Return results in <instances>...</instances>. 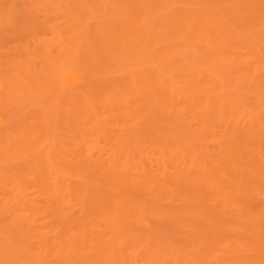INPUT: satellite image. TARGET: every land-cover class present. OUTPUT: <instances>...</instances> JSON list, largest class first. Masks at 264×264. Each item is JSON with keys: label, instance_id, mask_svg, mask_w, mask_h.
I'll list each match as a JSON object with an SVG mask.
<instances>
[{"label": "rangeland", "instance_id": "374dc122", "mask_svg": "<svg viewBox=\"0 0 264 264\" xmlns=\"http://www.w3.org/2000/svg\"><path fill=\"white\" fill-rule=\"evenodd\" d=\"M0 152L1 264H264V0H0Z\"/></svg>", "mask_w": 264, "mask_h": 264}, {"label": "bare ground", "instance_id": "6f19581e", "mask_svg": "<svg viewBox=\"0 0 264 264\" xmlns=\"http://www.w3.org/2000/svg\"><path fill=\"white\" fill-rule=\"evenodd\" d=\"M61 40H64V39H61ZM63 42H64V41H63ZM49 52H50V51H49ZM45 54H46V53H45ZM48 56H49V55H48ZM21 82H22V81H21ZM17 83H18V82H17ZM17 83H16V85H17ZM164 85H165V84H164ZM161 88H162V87H161ZM163 88H164V87H163ZM167 88H168V87H167ZM165 90H166V89H165ZM172 90H173V89H172ZM166 91H167V90H166ZM161 92H162V91H161ZM172 93H173V92H172ZM181 94H182V93H181ZM171 95H172V94H171ZM177 96H178V95H177ZM180 96H182V95H180ZM180 96H179V97H180ZM204 98H205V97H204ZM204 98H203V99H204ZM199 106H200V105H199ZM200 107H201V106H200ZM205 109H206V108H205ZM149 113H150V112H149ZM206 114H207V113H206ZM183 115H184V114H183ZM206 116H207V115H206ZM243 118H245V117H243ZM201 119H202V118H201ZM242 121H243V120H242ZM245 122L247 123V121H245ZM236 124H237V123H236ZM219 125H220V124H219ZM200 132H201V131H200ZM218 132H219V131H218ZM219 133H220V132H219ZM219 133H218V134H219ZM223 133H224V132H223ZM223 133H222V134H223ZM200 134H201V133H200ZM203 134H204V133H203ZM211 134H212V133H211ZM211 134H210V135H211ZM214 134H215V133H214ZM214 134H212V135H214ZM234 134H235V133H234ZM201 135H202V134H201ZM208 135H209V134H208ZM212 135H211V136H212ZM219 135H220V134H219ZM211 136H210V137H211ZM223 136H224V135H222V138H223ZM212 138H213V136H212ZM212 138H211V139H212ZM220 138H221V137H220ZM215 139H216V138H215ZM222 140H224V139H222ZM214 141H215V140H214ZM225 141H226V140H225ZM216 142H217V140H216ZM226 142H227V141H226ZM223 143H225V142H223ZM250 143H251V142H250ZM26 144H27V142H26ZM216 144H217V143H216ZM218 144H219V143H218ZM15 145H17V144H15ZM80 145H81V144H80ZM213 145H215V144H213ZM86 146H87V145H86ZM216 146H217V145H215V147H216ZM221 146H223V145H221ZM221 146H220V149L222 148ZM14 147H16V146H14ZM18 147H19V146H18ZM24 147H25V146H24ZM90 147H91V146H90ZM237 147H238V146H237ZM237 147H236V148H237ZM81 148H82V147H81ZM87 148H88V147H87ZM216 148H217V147H216ZM20 149H21V147H20ZM38 149H39V148H38ZM54 149H55V148H54ZM60 149H61V148H60ZM90 149H91V148H90ZM217 149H218V148H217ZM253 149H254V148H253ZM12 150H13V149H12ZM29 150H30V149H29ZM221 150H222V149H221ZM225 150H226V149H225ZM6 151H7V150H6ZM17 151H18V150H17ZM27 151H28V149H27ZM53 151H54V150H53ZM214 151H215V150H214ZM223 151H224V150H223ZM258 151H259V150H258ZM8 152H9V151H8ZM15 152H16V150H15ZM30 152H31V151H30ZM39 152H40V150H39ZM58 152H59V151H58ZM86 152H87V151H86ZM216 152H218V151L216 150ZM221 152H222V151H221ZM249 152H250V151H249ZM260 152H261V151H260ZM35 153H36V152H35ZM61 153H62V151H61ZM83 153H85V152H83ZM90 153H91V152H90ZM90 153H89L88 155H90ZM195 153H196V152H195ZM203 153H204V152H203ZM0 154H1V152H0ZM18 154H19V153H18ZM57 154H59V153H57ZM68 154H69V153H68ZM115 154H116V153H115ZM209 154H210V153H209ZM219 154H220V153H219ZM221 154H223V153H221ZM227 154H228V153H227ZM23 155H24V154H23ZM64 155H65V154H64ZM93 155H94V154H93ZM93 155H92V156H93ZM110 155H111V154H110ZM152 155H153V154H152ZM197 155H198V154H197ZM200 155H201V154H200ZM200 155L198 156L199 159H200ZM202 155H203V154H202ZM36 156H37V155H36ZM53 156H54V155H53ZM53 156H52V158H53ZM58 156H59V155H58ZM66 156H67V155H66ZM66 156H65V157H66ZM113 156H115V155H113ZM221 156H222V155H221ZM221 156H220V157H221ZM59 157H60V156H59ZM59 157H58V158H59ZM65 157H64V158H65ZM78 157H79V156H78ZM82 157H83V156H82ZM109 157H110V156H109ZM223 157H224V156H223ZM50 158H51V157H50ZM76 158H77V157H76ZM196 158H197V156H196ZM229 158H230V157H229ZM47 159H49V157H47ZM47 159H46V160H47ZM60 159H61V158H60ZM68 159H69V158H68ZM68 159H66V160H68ZM88 159H89V158H88ZM94 159H95V158H94ZM163 159H164V157H163ZM193 159H194V158H193ZM223 159H224V158H223ZM225 159H227V158H225ZM1 160H2V159H1ZM40 160H41V159H40ZM42 160H43V159H42ZM64 160H65V159H63V161H64ZM95 160H96V159H95ZM200 160H201V159H200ZM16 161H17V160H16ZM19 161H21V160H19ZM50 161H51V160H49L48 162H50ZM59 161H60V160H59ZM87 161H88V160H87ZM227 161H228V160H227ZM21 162L23 163V161H21ZM21 162H20V163H21ZM33 162H35V161H33ZM74 162H75V161H74ZM95 162H96V161H95ZM97 162H98V161H97ZM100 162H101V161H100ZM192 162H193V160H192ZM263 162H264V161H263ZM15 163H16V162H15ZM91 163H92V162H91ZM93 163H94V162H93ZM180 163H181V162H180ZM195 163H196V161H195ZM195 163H193V164L195 165ZM16 164H17V163H16ZM36 164H38V162H36ZM39 164H40V163H39ZM69 164H70V163H68L67 165L69 166ZM77 164H78V163H77ZM104 164H105V163H104ZM30 165H32V164H30ZM30 165H29V166H30ZM58 165H59V163H58ZM67 165H66V166H67ZM96 165H97V164H96ZM99 165H101V164H99ZM128 165H129V164H128ZM171 165H172V164H171ZM191 165H192V163H191ZM191 165H190V166H191ZM68 166H67V167H68ZM70 166H71V165H70ZM70 166H69V167H70ZM73 166H74V164H73ZM73 166H71V167H73ZM82 166H83V165H82ZM197 166H198V165H197ZM199 166H200V165H199ZM199 166H198V167H199ZM240 166H241V165H240ZM0 167H1V166H0ZM20 167H21V165H20ZM20 167H19V168H20ZM43 167H44V165H43ZM46 167H47V166H46ZM105 167H106V166H105ZM1 168H2V167H1ZM78 168H79V167H78ZM89 168H90V167H89ZM103 168H104V167H103ZM189 168H190V167H189ZM29 169H30V168H29ZM50 169H51V168H50ZM50 169H49V170H50ZM54 169H55V168H54ZM60 169H61V168H60ZM68 169H69V168H68ZM105 169H106V168H105ZM181 169H182V168H181ZM193 169H194V167H193ZM208 169H209V168H208ZM9 170H10V169H9ZM22 170H23V168H22ZM47 170H48V169H47ZM80 170H81V169H80ZM123 170H124V168H123ZM135 170H136V169H135ZM138 170H139V168H138ZM138 170H137V171H138ZM174 170H176V169H174ZM194 170H195V169H194ZM197 170H198V169H197ZM50 171H51V170H50ZM53 171H54V170H53ZM71 171H72V170H71ZM101 171H103V170H101ZM171 171H172V170H171ZM171 171H170V172H171ZM195 171H196V170H195ZM208 171H209V170H208ZM210 171H211V170H210ZM212 171H213V170H212ZM212 171H211V172H212ZM5 172H6V170H5ZM73 172H75V171H73ZM79 172H80V171H79ZM103 172H104V171H103ZM123 172H124V171H123ZM129 172H130V171H129ZM163 172H164V171H163ZM166 172H168V171H166ZM175 172H176V171H175ZM175 172H174V173H175ZM191 172H192V171H191ZM109 173H110V172H109ZM177 173H178V172H177ZM192 173H193V172H192ZM194 173H195V172H194ZM196 173H197V172H196ZM203 173H204V172H203ZM227 173H228V172H227ZM54 174H55V173H54ZM80 174H81V172H80ZM120 174H121V173H120ZM127 174H128V173H127ZM134 174H135V173H134ZM179 174H180V173H179ZM33 175H34V174H33ZM48 175H49V174H48ZM67 175H68V173H67ZM95 175H96V174H95ZM135 175H136V174H135ZM140 175H141V174H140ZM167 175H169V174H167ZM184 175H185V174H184ZM197 175H199V174H197ZM216 175H217V174H216ZM36 176H37V175H36ZM36 176H35V177H36ZM57 176H59V174H58ZM70 176H71V175H70ZM85 176H86V175H85ZM102 176H103V175H102ZM102 176H101V177H102ZM122 176H124V175L122 174ZM161 176H162V175H161ZM178 176H179V175H178ZM185 176H186V175H185ZM0 177H1V175H0ZM3 177H4V176H3ZM51 177H52V176H51ZM83 177H84V176H83ZM148 177H149V176H148ZM170 177H172V176H170ZM170 177H169V178H170ZM173 177L175 178V176H173ZM180 177L182 178V176H180ZM180 177H179V178H180ZM194 177H195V175H194ZM194 177H193V178H194ZM197 177H198V176H197ZM199 177H200V176H199ZM199 177H198V178H199ZM205 177H206V176H205ZM228 177H229V176H228ZM6 178H7V177H6ZM39 178H40V177H39ZM59 178H60V176H59ZM63 178H64V177H63ZM184 178H187V177H184ZM190 178H192V177L190 176ZM193 178H192V179H193ZM195 178H196V177H195ZM195 178H194V179H195ZM220 178H221V177H220ZM220 178H218V179H220ZM1 179H2V177H1ZM8 179H9V178H8ZM10 179H11V178H10ZM64 179H65V178H64ZM67 179H68V178H67ZM75 179H76V178H75ZM119 179H120V178H119ZM129 179H130V177H129ZM129 179L127 178L126 180H129ZM148 179H149V178H148ZM151 179H152V178H151ZM151 179H150V180H151ZM206 179H207V177H206ZM45 180H46V179H45ZM124 180H125V179H124ZM145 180H146V179H145ZM154 180H155V179H153L152 181H154ZM157 180H158V179H157ZM169 180H170V179H169ZM182 180H183V179H182ZM182 180H181V181H182ZM186 180L188 181V179H186ZM186 180H185V181H186ZM195 180H196V179H195ZM197 180H198V179H197ZM3 181H4V180H3ZM50 181H51V180H50ZM55 181H56V180H54V182H55ZM67 181H68V180H67ZM80 181H81V180H80ZM100 181H101V180H100ZM198 181H199V180H198ZM204 181H205V179H204ZM210 181H211V180H210ZM210 181H208V183H209ZM22 182H23V181H22ZM47 182H48V181H47ZM59 182H60V180H59ZM59 182H58V183H59ZM61 182H62V181H61ZM63 182H64V181H63ZM65 182H66V181H65ZM65 182H64V183H65ZM107 182H108V181H107ZM126 182H127V181H126ZM148 182H149V181H148ZM160 182H161V181H160ZM166 182H167V181H166ZM189 182H190V181H189ZM195 182H196V181H195ZM202 182H203V181H202ZM220 182H221V180H220ZM33 183H34V182H33ZM70 183H71V181H70ZM73 183H74V182H73ZM103 183H104V182H103ZM122 183H123V182H122ZM127 183L130 184V182H127ZM137 183H138V182H137ZM180 183H181V182H180ZM183 183H185V182H183ZM183 183H182V184H183ZM199 183H201V181H199ZM199 183H198V184H199ZM246 183H247V182H246ZM25 184H26V183H25ZM34 184H35V183H34ZM53 184H54L53 186H56V185H57V184H55V183H53ZM62 184H63V183H62ZM148 184H149V183H148ZM154 184H156V183H154ZM162 184H163V183H162ZM166 184H167V183H166ZM196 184H197V182H196ZM10 185H11V184H10ZM15 185H16V184H15ZM39 185H40V184H39ZM39 185H38V186H39ZM90 185H91V184H90ZM104 185H105V183H104ZM107 185H108V184H107ZM116 185H117V184H116ZM130 185H131V184H130ZM133 185H134V184H133ZM164 185H165V184H164ZM178 185H179V184H178ZM193 185H195V184H194V181H193ZM26 186H27V185H26ZM26 186H25V189H26ZM48 186H49V185H48ZM58 186H59V185H58ZM58 186H56V187H54V188H56L57 190H58V188H59V189L61 190V187H58ZM75 186H76V185H75ZM95 186H96V184H95ZM112 186H113V185H112ZM112 186H111V187H112ZM140 186H141V185H140ZM148 186H149V185H148ZM157 186H158V185H157ZM181 186H182V185H181ZM191 186H192V185H191ZM233 186H234V185H233ZM30 187H32V186H30ZM33 187H34V185H33ZM43 187H44V186H43ZM62 187H63V186H62ZM65 187L67 188V186H65ZM72 187H73V186H72ZM92 187H93V188H92ZM92 187H91V188H92V190H93V189H94V186H92ZM99 187H100V186H99ZM99 187H96V188H99ZM115 187H116V186H115ZM128 187H129V186H128ZM134 187H136V186H134ZM146 187H147V186H146ZM184 187H185V186H184ZM193 187H194V186H193ZM13 188H14V187H13ZM38 188H39V187H38ZM63 188H64V187H63ZM68 188H69V185H68ZM101 188H102V187H101ZM112 188H113V187H112ZM117 188H119V187H117ZM122 188H124L123 185H122ZM126 188H127V186H126ZM137 188H140V187H138V185H137ZM144 188H145V187H144ZM167 188H168V187H167ZM177 188H178V186H177ZM186 188H187V187H186ZM190 188H191V187H190ZM18 189H19V192H18ZM18 189H16V190H17V191L15 192L16 195L14 194L15 196L13 195V196H14L13 198H12L11 196H10L9 198L6 197V196H9V193L11 192V189L8 190V191H7L8 194H5V195L2 194V192H1L0 197L4 195V196L6 197L5 200H7L6 202L4 201L5 204L7 205V207H6V206L3 207L4 210H5V209L7 210V208H8L9 210L12 209V208H13V209H17L18 206H22L23 208L20 207V210H19V211H21V209H26L27 206L30 207L31 204H33V203L30 204V202L24 201V200L26 199V198H25V197H26L25 194L27 195V192H25V193L23 194V193L20 192V191H23L24 189H23V190H22V189L20 190V188H18ZM73 189H74V188H73ZM76 189H78V188H76ZM82 189H83V188H82ZM87 189H89V188H87ZM103 189H104V188H103ZM128 189H129V188H128ZM145 189H147V188H145ZM169 189H170V188H169ZM14 190H15V188H14ZM39 190H40V189H39ZM57 190L54 191V192H55L54 195L56 194V191H57ZM66 190H68V189H66ZM79 190H81V189L79 188L78 191H79ZM119 190H121V189H119ZM130 190H131V189H130ZM130 190H129V192H130ZM158 190H159V189H158ZM162 190H163V189H162ZM186 190L189 191L188 188H187ZM186 190H185V191H186ZM1 191H2V190H1ZM24 191H25V190H24ZM24 191H23V192H24ZM45 191H46V190H45ZM70 191H71V190H70ZM74 191H75V189H74ZM84 191H85L84 193H86L87 190L84 188ZM88 191H89V190H88ZM152 191H153V190H152ZM154 191H155V190H154ZM164 191H165V190H163V192L161 191V193H162L163 195H164ZM174 191H175V190H174ZM190 191H192V189H190ZM52 192H53V191H52ZM96 192H97V191H96ZM102 192H103V191L100 192V190H99V193H100L101 195H102ZM106 192H108V191H106ZM124 192H125V191H124ZM129 192H128V193H129ZM132 192H133V189H132ZM136 192H137V191H135V193H136ZM165 192H166V191H165ZM167 192H168V191H167ZM176 192H177V191H176ZM11 193H14V191L11 192ZM17 193H19V194L22 193L23 196H22V194H21L20 196H17ZM36 193H38V192H36ZM45 193H46V192H45ZM60 193H61V191H60ZM60 193L57 192L58 195L56 194L55 197H54V199L57 198L58 196H59V198L62 196L61 199H60V202H61V201H62V202H63V201L65 202V201H69V200H71V199L68 200V197L66 196V194L63 193L62 195H60ZM78 193H80V192H78ZM78 193H77V194H78ZM84 193H83L82 190H81V194H83V196L85 197L86 194H84ZM89 193H90V192H89ZM89 193H88V194H89ZM91 193H92V192H91ZM99 193L97 192V194H99ZM135 193H134V194H135ZM153 193H155V195H156V194H157V191H156V192H153ZM158 193H159V195H161L160 192H158ZM174 193H175V192H174ZM192 193H194V191H192ZM68 194H69V193H68ZM72 194H73V193H72ZM104 194H105V193H104ZM109 194H110V193H109ZM111 194H112V193H111ZM121 194H123V193H121ZM137 194H138V192H137ZM28 195H29V193H28ZM49 195H52V193H49ZM63 195H65V197H66L67 199H66L65 197L63 198ZM90 195H91V194H89V195H87V196H90ZM93 195H94V192H93L92 196H93ZM101 195H100V196H101ZM128 195H130V194H128ZM163 195H161V196H163ZM176 195H177V194H176ZM4 196L1 197L2 199L0 198V201H1V202H3V200H4ZM56 196H57V197H56ZM94 196H95V195H94ZM94 196H93V197H94ZM103 196H104V195H103ZM113 196H114V195H113ZM124 196H125V195H124ZM134 196H135V195H134ZM161 196H160V197H161ZM164 196H165V195H164ZM15 197H17V198H15ZM22 197H24V198H22ZM48 197H49V196H48ZM51 197H52V196H51ZM75 197H76V196H75ZM27 198H29V197H27ZM39 198H40V197H39ZM72 198H73V196H72ZM76 198H77V197H76ZM88 198H89V197H88ZM88 198H87V199H88ZM97 198H100V197H98V195H97V196H96V201H98ZM102 198H103V197H102ZM147 198H148V197H147ZM149 198H150V196H149ZM162 198H163V197H162ZM164 198H165V197H164ZM185 198H186V197H185ZM9 199H11V200H9ZM22 199H23V202L21 203ZM31 199H32V198H31ZM54 199L52 198V200H54ZM62 199H63V200H62ZM64 199H65V200H64ZM73 199H75V198H73ZM85 199H86V197H85ZM85 199H83V201H84ZM93 199H94V198H93ZM115 199L118 200L117 198H115ZM155 199H156V198H155ZM171 199H172V198H171ZM26 200H27V199H26ZM28 200H29V199H28ZM44 200H45V199H44ZM44 200H43V201H44ZM47 200H48V199H47ZM76 200H77V199H76ZM100 200H101V199H100ZM100 200H99V201H100ZM116 200H115V202H117ZM148 200H150V199H148ZM199 200H200V199H198V201H199ZM202 200H203V199H202ZM29 201H31V200H29ZM56 201H58V198H57ZM56 201H55V203H56ZM91 201H92V199H91ZM94 201H95V199H94ZM109 201H110V200H109ZM113 201H114V200H112V202H113ZM119 201H120V200H119ZM124 201H125V200H124ZM131 201H132V200H131ZM165 201H166V200H165ZM1 202H0V203H1ZM24 202H25V203L27 202V203H26L27 205L24 204ZM47 202H48V201H47ZM47 202H46V203H47ZM72 202H73V200H72ZM84 202H85V201H84ZM128 202H129V199H128ZM166 202H167V201H166ZM18 203H19V204H18ZM28 203H29V205H28ZM85 203H88V202L86 201ZM94 203H95V202H94ZM96 203L98 204V202H96ZM100 203H101V202H100ZM110 203H111V202H109V204H110ZM124 203H125V202H124ZM167 203H168V202H167ZM167 203H166V204H167ZM199 203H200V202H199ZM2 204H3V203H1V205H2ZM16 204H18V205H16ZM21 204H22V205H21ZM59 204H60V203H59ZM62 204H63V205H62ZM64 204H65V203H61V205L64 206V208H67V207H68V206H67L68 204H67V203H66L67 205H66V204L64 205ZM72 204L74 205V203H72ZM72 204H71V206H72ZM90 204H91V206H94V204H92V203H90ZM90 204H87V206H89ZM112 204H113V203H112ZM12 205H13L14 207H13ZM23 205H24V206H23ZM53 205H54V204H53ZM84 205H86V204H84ZM95 205H96V204H95ZM105 205H106V203H105ZM105 205H104V206H105ZM107 205H108V204H107ZM107 205H106V206H107ZM129 205H130V204H129ZM158 205H159V204H158ZM158 205H157V206H158ZM3 206H4V204H3ZM8 206H9L10 208H9ZM15 206H16L17 208H16ZM32 206H33V205H32ZM54 206L56 207V205H54ZM66 206H67V207H66ZM71 206H70V207H71ZM82 206H83V205H82ZM98 206H99V204H98ZM98 206H97V207H98ZM101 206H102V203H101ZM104 206H103V207H104ZM108 206H109V205H108ZM113 206H115V205H113ZM127 206H128V205H127ZM11 207H12V208H11ZM46 207H47V205H46ZM59 207H60V206H59ZM72 207H73V206H72ZM84 207H85V206H84ZM116 207H117V206H116ZM148 207H149V206H148ZM150 207H151V206H150ZM0 208H1V207H0ZM35 208H36V207H35ZM62 208H63V207H62ZM68 208H69V207H68ZM75 208H76V207H75ZM80 208H81V207H80ZM80 208H79V209H80ZM82 208H83V207H82ZM86 208H87V207H86ZM99 208H100V206L97 208V210H99ZM101 208H102V207H101ZM101 208H100V209H101ZM151 208H153V207H151ZM205 208H206V207H205ZM208 208H209V207H208ZM13 209H12L11 211L14 213L15 210H13ZM42 209H43V207H41V211H42ZM51 209H52V208H51ZM70 209H71V208H70ZM70 209H69V210H70ZM93 209H94V208H93ZM155 209H156V207H155ZM155 209H153V210H155ZM1 210H2V208H1ZM6 210H5V211H6ZM9 210H8V211H9ZM26 210H27V209H26ZM39 210H40V209H39ZM60 210H61V209H60ZM73 210H74V209H73ZM73 210H72V211H73ZM85 210H88V209H83V211H85ZM108 210H109V209H108ZM145 210H146V209H145ZM148 210H149V208L147 209V211H148ZM5 211L3 212V214H5ZM35 211H36V210H35ZM49 211H50V210H49ZM52 211H53V210H52ZM90 211H91V210H90ZM90 211H89V212H90ZM93 211H94V210H92L91 213H92ZM115 211H116V210H115ZM126 211H127V210H126ZM132 211L134 212V210H132ZM169 211H171V210H169ZM203 211H204V210H203ZM0 212H1V211H0ZM12 212H10V213L13 214ZM24 212L26 213V211H24ZM57 212H59V211H57ZM85 212H86V211H85ZM89 212H88V213H89ZM151 212H154V211L151 210ZM171 212H172V211H171ZM178 212H179V211H178ZM20 213H21V212H20ZM70 213H71V212H70ZM70 213H68L67 215H65L66 212H65L64 215L61 213V215H63V216L60 215V217H65V218H67V217H69V216H70V217H73L72 214H70ZM136 213H138V211H137V212L135 211L134 216H135ZM234 213H235V212H234ZM241 213H242V211H241ZM3 214H2V215H3ZM26 214H28V213H26ZM42 214H43V213H42ZM49 214H51V213H49ZM59 214H60V213H59ZM69 214H70V215H69ZM85 214H86V213H85ZM117 214H118V213H117ZM173 214H175V213L173 212ZM173 214H172V215H173ZM177 214H182V213H177ZM20 215H22V216H20ZM20 215H19V217H20V218L22 217V218H21L22 220H24L27 216H28V219H29V216H30L29 214L26 215V217H25V214H24V215H23V214H20ZM57 215H58V214H57ZM89 215H90V214H89ZM96 215H97V214H96ZM119 215H120V214H119ZM121 215H122V214H121ZM168 215H169V214H168ZM172 215H170V216H172ZM175 215H176V214H175ZM240 215H241V214H240ZM5 216H6V215H5ZM11 216H12V215H11ZM13 216H15V215H13ZM17 216H18V214H17ZM54 216H55V215H54ZM221 216H222V215H221ZM226 216H227V215H226ZM60 217H59V218H60ZM70 217H69L68 219H70ZM82 217H83V218H82ZM90 217H91V216H90ZM103 217H104V216H103ZM109 217H110V216H109ZM117 217L119 218V216H117ZM117 217H115V218H117ZM130 217H131V216H130ZM135 217H136V216H135ZM191 217H192V216H191ZM191 217H190V219H191ZM81 218H82V219H81ZM87 218L89 219V217H87ZM118 218H117V219H118ZM121 218H122V217H121ZM127 218H128V217H127ZM139 218H140V217H139ZM139 218H137V219H139ZM215 218H216V217H215ZM9 219H10V217H9ZM28 219H25L24 221L27 222ZM60 219H61V218H60ZM78 219H79V220H83V219H84V216L81 215V217H80V218L78 217ZM78 219H77V220L74 219L75 222H73V225H72L73 227L70 225L72 228H74V223H75V228H74V229H75V230L78 229V231H77V235L79 234L78 232L81 233V231L83 230V229L81 230V229H79V228L76 229V224L79 222ZM92 219H93V218H92ZM107 219H108V218H107ZM109 219H110L111 222H110L109 220H107V222H109L110 224H112V221H113L114 219H111V218H109ZM84 220H85V219H84ZM100 220H102V218H101ZM105 220H106V219H105ZM118 220H119V219H118ZM128 220H129V219H128ZM199 220H200V219H199ZM12 221H13V220H12ZM67 221H68V220H67ZM77 221H78V222H77ZM119 221H120V220H119ZM190 221H192V220H190ZM249 221H250V220H249ZM14 222H15V220H14ZM30 222H31V221L29 220V223H30ZM76 222H77V223H76ZM85 222H86V221H85ZM102 222H103V224H101V227H102V225H105L106 227H108V226L110 225V224H109V225L104 224L105 221H103V220H102ZM114 222L117 223L118 221H115V220H114V221H113V224H114ZM127 222H128V221H127ZM194 222H195V221H194ZM31 223H32V222H31ZM35 223H36V221H35ZM35 223H34V224H35ZM62 223H64V222H62ZM66 223H67V222H66ZM71 223H72V222H71ZM71 223H70V224H71ZM86 223H87V222H86ZM92 223H93V222H92ZM98 223H99V222H98ZM116 223H115V224H116ZM129 223H130V222H129ZM133 223H134V222H133ZM138 223H139V222H138ZM215 223H216V222H215ZM3 224H4V223H3ZM9 224H10V223H9ZM11 224H12V223H11ZM14 224H16V223H14ZM68 224H69V223H68ZM68 224H67L68 227L65 225V226H66V229H65L66 231H65V230H64V231H65L66 233L72 230L71 227H70ZM83 224H84V223H83ZM117 224H119V223H117ZM126 224H127V223H126ZM195 224H196V223H195ZM195 224H193V225H195ZM7 225H8V224H7ZM25 225L28 226V223H26ZM29 225H30V224H29ZM31 225H33V223H32ZM31 225H30L29 227L31 228V230H34V229L32 228L33 226L31 227ZM51 225H52V224H51ZM79 225H81V224H78V226H79ZM85 225L90 226V225H91V221H90L89 223L85 224ZM92 225H93V224H92ZM96 225H97V224H96ZM209 225H210V224H209ZM212 225H213V224H212ZM212 225H210V226H212ZM1 226H2V225H1ZM38 226H39V225H38ZM88 226H85V228L87 227V229H88V230H86V231H89V227H88ZM98 226H99V225H98ZM105 226H103V227L105 228ZM110 226H111V225H110ZM135 226H136V225H135ZM200 226H201V225H200ZM15 227H16V226H15ZM15 227H14V228H15ZM18 227H19V226H18ZM34 227H36V229H38V227L36 226V224H35ZM42 227H43V226H42ZM62 227H63V226H62ZM62 227H60V228H62ZM69 227H70V228H69ZM91 227H92V226H90V231H91V232L89 231L90 233H88V234H91V236H92V235H93V234H92L93 231L95 230L94 232L96 233V231L98 232L99 228L96 230V229H93L94 227H93V228H91ZM113 227H115V225H113ZM136 227L139 228V225H137ZM196 227H197V226H196ZM201 227H202V226H201ZM204 227H205V226H204ZM204 227H202V228H204ZM213 227H214V226H213ZM30 228H29V230H30ZM39 228H40V227H39ZM44 228H45V227H44ZM55 228H56V227H54V229H55ZM57 228H58V226H57ZM57 228H56V231L54 230V236H55L56 234H58V235H57L58 237H57V236H55V237L53 236V237H52V236H50L49 234H47V233H49V232L46 231V232H47L46 234H45V233L42 234V233L39 232V233H40V236L42 235L41 238L44 239V237H46V240H47V241H46L45 239H44V240H45L46 242H49V244H51V243H53V244H54V243L57 244V243L60 242V241H63V240L66 241V240H68V239H69V240L66 241V242L69 243V241H71V239H72V244L74 243V241H78V240H76V239L73 240V238L77 236L76 234L74 235V233H72V232H74V231H72V232H70V233L68 234L70 237H69L66 233H64V234H66V236H67V239H66V236L63 237V236H61V234L59 233L60 228H59V229H57ZM83 228H84V227H83ZM85 228H84V229H85ZM111 228H112V227H111ZM132 228H133V227H132ZM149 228H150V227H149ZM208 228H210V227H208ZM40 229H41V228H40ZM47 229H48V228H47ZM67 229H68V230H67ZM69 229H70V230H69ZM91 229H92L93 231H92ZM107 229H109V228H107ZM135 229H137V228H135ZM212 229H213V228H212ZM212 229H211V230H212ZM57 230H58V231H57ZM79 230H81V231H79ZM103 230H104V229H103ZM130 230H131V229H130ZM150 230H151V229H150ZM198 230H199V229L197 228V231H196L197 234H198ZM214 230H215V229H214ZM17 231H19V230H17ZM41 231H42V230H41ZM108 231H111L110 233H113L114 229H109ZM108 231H107V233H109ZM132 231H133V230H132ZM199 231H200V230H199ZM203 231H204V230H203ZM33 232H34V231H33ZM37 232H38V231H37ZM101 232H102V231H101ZM119 232H120V231H119ZM123 232H124V231H123ZM126 232H127V231H126ZM200 232H201V231H200ZM200 232H199V233H200ZM204 232H205V231H204ZM210 232H212V231H210ZM214 232H216V231H214ZM35 233H36V232H35ZM35 233H34V234H35ZM55 233H56V234H55ZM75 233H76V232H75ZM82 233H83V232H82ZM98 233H99V235H98V234H95V235H97V237L103 236V233H102V235H101L100 231H99ZM107 233H106V234H107ZM115 233H116V232H115ZM120 233H121V232H120ZM30 234H31V233H30ZM50 234H51V233H50ZM72 234H73V235H72ZM85 234H86V233H84V235H85ZM106 234H105V236H106ZM113 234H114V233H113ZM35 235L37 236V235H39V234L36 233ZM46 235H49L48 238H47ZM59 235H60V236H59ZM79 235H80V234H79ZM79 235H78V236H79ZM95 235H94V236H95ZM111 235H112V234H111ZM115 235H116V234H114L113 237L116 238V239H114V238L111 236V237L113 238V240H117V235H116V236H115ZM129 235H130V234H129ZM139 235H140V234H139ZM201 235H202V234H201ZM15 236H16V235H15ZM43 236H44V237H43ZM78 236H77V237H78ZM86 236H87V234L85 235V237H86ZM108 236H109V234H108ZM120 236L122 237L123 235H120ZM120 236H118V237L120 238ZM140 236H141V235H140ZM140 236H139V238H140ZM197 236H198V235H197ZM214 236H215V235H214ZM50 237H51L53 240H52ZM56 237H57V238H56ZM59 237H60V238H59ZM82 237H84V236L82 235ZM82 237H81V239H82ZM85 237H84V239H85ZM106 237H107V236H106ZM127 237H128V236H127ZM211 237H212V236H211ZM63 238H64V239H63ZM112 238H111V240H112ZM197 238H198V237H197ZM208 238H210V237H208ZM49 239H51L52 241L49 240ZM55 239H56V240H55ZM57 239H58V240H57ZM59 239H60V240H59ZM62 239H63V240H62ZM84 239H82V240H84ZM108 239H109V238H108ZM126 239H127V238H126ZM135 239H136V238H135ZM202 239H203V238H202ZM48 240H49V241H48ZM82 240H81V241H82ZM87 240H88V239H87ZM87 240H84V241L86 242ZM89 240H90V239H89ZM92 240H93V239H92ZM119 240H120V239L117 240L118 244H120L119 242H121V241H119ZM127 240H128V239H127ZM142 240H143V239H142ZM210 240H211V238H210ZM42 241H43V240H42ZM54 241H55V242H54ZM56 241H58V242H56ZM84 241H83L82 243H84ZM90 241H91V240H90ZM93 241H94V240H93ZM198 241H199V240H198ZM50 242H51V243H50ZM117 242H116V243H117ZM126 242H127V241H126ZM136 242H137V241H135V244H136ZM204 242H205V241H204ZM207 242H208V241H207ZM75 243H76V242H75ZM75 243H74V245H75ZM89 243H90V242H89ZM89 243H88V244H89ZM196 243H197V242H196ZM46 244H48V243H46ZM72 244H71V242H70V245L68 244L69 247H68V245H65V246L68 247V249H69V250H66L65 246H62L61 244L58 243V247H59L58 250H57L58 253H59V250H63V251L65 250V251H67L68 254H69V252L75 250L74 248L72 249ZM88 244H86L87 247L89 246ZM130 244H131V243H130ZM210 244H211V243H210ZM34 245H36V244H34ZM40 245H41V244H40ZM93 245H94V244H93ZM98 245H99V244H98ZM122 245L124 246L123 242H122ZM142 245H143V244H142ZM197 245H198V244H197ZM203 245H204V244H203ZM203 245H199V246H203ZM26 246H27V245H26ZM48 246L50 247V249H52V248H51L52 246H53V249H55V248L57 247V245H56V247H55V245H52V244H51V246H50V245H48ZM84 246H85V245H84ZM119 246H121V245H119ZM206 246H207V245H206ZM208 246H209V245H208ZM213 246H214V244H213ZM21 247H22V246H21ZM37 247H38V246H37ZM62 247H63V249H62ZM91 247H92V246H91ZM97 247H99V246H97ZM101 247H102V246H101ZM143 247H144V246H143ZM64 248H65V249H64ZM88 248H89V247H88ZM120 248H121V247H120ZM137 248H138V247H137ZM139 248H140V247H139ZM196 248H197V247H196ZM209 248H210V246H209ZM209 248H208V249H209ZM0 249H1V248H0ZM44 249H45V248H44ZM97 249H99V248H97ZM97 249H95L96 252L93 250L94 253H97ZM122 249H123V248H122ZM125 249H126V248H125ZM125 249H123L121 252L123 253V251H124ZM144 249H145V248H144ZM1 250H2V249H1ZM48 250H49V249H48ZM80 250H81V249H80ZM113 250H114V249H113ZM149 250H150V249H149ZM162 250H163V249H162ZM210 250H211V249H210ZM32 251H34V249H33ZM138 251H139V249H138ZM140 251H141V250H140ZM157 251H158V250H157ZM205 251H207V249H206ZM19 252H20V251H19ZM40 252H41V251H40ZM55 252H56V250H55ZM77 252H78V251H77ZM86 252H87V251H86ZM102 252H103V251L100 249V253H101V254H103V253H104V254H105V253L108 254V251H107V252L105 251V252H103V253H102ZM117 252H118V251H117ZM135 252H136V251H135ZM151 252L153 253V251H151ZM211 252H212V250H211ZM30 253H31V251H30ZM30 253H29V254H30ZM32 253H33V252H32ZM88 253H89V252H88ZM92 253H93V252H92ZM98 253H99V252H98ZM100 253H99V254H100ZM113 253H114V252H113ZM138 253H139V252H136L137 255H136V254H135V255L133 254L134 257L136 256L135 259H136V258L138 259V257H137V256L139 255ZM166 253H168V252H166ZM166 253H164V254H166ZM207 253H208V251H207ZM39 254H40V253H39ZM55 254H56V253H55ZM61 254H62V253H59V255H61ZM64 254H65V253H64ZM64 254H63V256H64ZM68 254H67V255H68ZM104 254H103V255H104ZM107 254H105V255L107 256ZM141 254H142V253H141ZM141 254H140V255H141ZM149 254H150V256L152 255L151 253H149ZM149 254H148V255H149ZM155 254H158V253H155ZM169 254H170V253H169ZM200 254H201V253H200ZM212 254H213V252H212ZM1 255L5 256L4 253H3V254L0 253V256H1ZM15 255H16V254H15ZM22 255H23V254H22ZM40 255H42V254H40ZM44 255H45V254H43V256H44ZM57 255H58V254H57ZM103 255L98 256V257H100V258H98V257L95 256V254H94V255H92V254H90V255L87 254L86 257L89 256L88 258L91 259L92 256H93V258H94V256H95V258H96L97 260H96V259H94V260H95V262L98 261V262H97L98 264H99V262H100V264H109V262H108L109 260H110V262H112V261H111V256H109V255H110V252H109V254H108L109 257H107V258H106V257H105V258L102 257ZM144 255H146V254H144ZM144 255H143V256H144ZM153 255H154V253H153ZM159 255H160V254H159ZM161 255H162V254H161ZM201 255H202V254H201ZM6 256H7V255H6ZM23 256H24V255H23ZM43 256H42V257H43ZM53 256H54V255H53ZM120 256H123V255H120ZM141 256H142V255H141ZM150 256H149V257H150ZM155 256H156V255H155ZM155 256H154V258H155ZM8 257H9V256H8ZM8 257H7V258H8ZM45 257H46V256H45ZM101 257H102V258H101ZM123 257L125 258V253H124V256H123ZM123 257H121V259H122ZM151 257H152V259H153V256H151ZM157 257H158V256H157ZM160 257H161V256H160ZM163 257H164V256H163ZM163 257L161 258L162 260H163ZM174 257H176V256L174 255ZM205 257H206V256H205ZM205 257H204V258H205ZM207 257H208V256H207ZM214 257H215V255H214ZM216 257H217V256H216ZM5 258H6V257H5ZM13 258H14V257H13ZM13 258L11 257V259H13ZM20 258H21V257H20ZM46 258H47V257H46ZM112 258H113V256H112ZM116 258H117V257H116ZM129 258H130V257H128V259H126V258L123 259V260H127V262H125L126 264H129V263H128ZM158 258H159V257H158ZM9 259H10V258H9ZM21 259H23V258H21ZM99 259H100V260H99ZM117 259H118V258H117ZM119 259H120V258H119ZM135 259H134V261H135ZM166 259H167V258H166ZM168 259L170 260L169 257H168ZM171 259H172V258H171ZM178 259H179V258H178ZM0 260L2 261V259H0ZM5 260H7V259H5ZM91 260H93V259H91ZM94 260H93V261H94ZM101 260H104V262H103V261L101 262ZM106 260H107V261H106ZM112 260H113V262H114V260H116V259L113 258ZM155 260H156V259H155ZM157 260H158V259H157ZM173 260H175V259H173ZM173 260H172V262H173ZM188 260H189V259H188ZM213 260H214V258H213ZM3 261H4V259H3ZM85 261H86V260H85ZM85 261H84V260H83V261L81 260V263L84 262V264H85V263H86ZM116 261H117V260H116ZM120 261H121V260H120ZM165 261H167V260H165ZM207 261H208V260H207ZM210 261H211V260H210ZM95 262H91V263H92V264H93V263L95 264ZM118 262H119V261H118ZM144 262H146V261H144ZM152 262H153V261H152ZM152 262H151V264H152ZM156 262H157V261H156ZM161 262H162V261H161ZM167 262H168V261H167ZM170 262H171V261H170ZM178 262H179V261H178ZM1 263H2V262H1ZM1 263H0V264H1ZM3 263H5V262H3ZM9 263H10V261H9ZM28 263H29V262H28ZM52 263H53V262H52ZM61 263H62V262H61ZM70 263H71V262H70ZM70 263H68V264H70ZM78 263H79V262H78ZM87 263H88V262H87ZM119 263H120V262H119ZM135 263H136V262H135ZM139 263H140V261H139ZM158 263L161 264L160 262H158ZM162 263H163V262H162ZM200 263H201V262H200ZM210 263H211V262H210ZM6 264H7V263H6ZM75 264H76V263H75ZM79 264H80V263H79ZM82 264H83V263H82ZM88 264H89V263H88ZM114 264H115V263H114ZM121 264H122V263H121ZM137 264H138V260H137ZM142 264H143V262H142ZM172 264H174V263H172ZM177 264H179V263H177ZM181 264H182V263H181Z\"/></svg>", "mask_w": 264, "mask_h": 264}]
</instances>
